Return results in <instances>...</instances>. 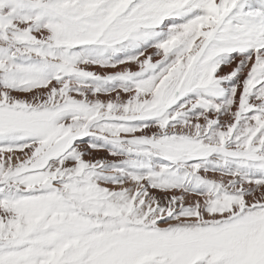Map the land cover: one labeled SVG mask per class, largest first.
I'll return each instance as SVG.
<instances>
[{
    "label": "snow or ice",
    "instance_id": "6c2138e0",
    "mask_svg": "<svg viewBox=\"0 0 264 264\" xmlns=\"http://www.w3.org/2000/svg\"><path fill=\"white\" fill-rule=\"evenodd\" d=\"M0 264H264V0H0Z\"/></svg>",
    "mask_w": 264,
    "mask_h": 264
}]
</instances>
